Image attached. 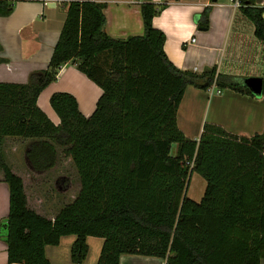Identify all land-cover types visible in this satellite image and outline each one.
I'll return each mask as SVG.
<instances>
[{
	"label": "trees",
	"instance_id": "16d2710c",
	"mask_svg": "<svg viewBox=\"0 0 264 264\" xmlns=\"http://www.w3.org/2000/svg\"><path fill=\"white\" fill-rule=\"evenodd\" d=\"M239 1L264 60L263 7ZM167 2L142 1V33L112 38L104 30L103 3L65 1L46 68L30 72L25 83L0 81L6 264H49L44 247L64 235L74 236V264L85 258L88 236L102 240L95 264H117L121 254L160 257L164 264H259L264 258V130L238 136L204 123L193 140L175 122L187 86L252 94L215 66L180 70L166 58L164 35L151 18ZM12 3L0 0V16ZM200 16L197 25L205 27L207 7ZM67 62L101 92L86 117L71 94L51 93L53 124L36 98ZM261 83L264 96V77ZM6 137L28 139L24 158L32 172L52 169L58 151L69 158L78 189L52 218L27 206L21 178L1 156ZM192 172L204 180L198 201L185 195Z\"/></svg>",
	"mask_w": 264,
	"mask_h": 264
},
{
	"label": "crops",
	"instance_id": "0c3cea01",
	"mask_svg": "<svg viewBox=\"0 0 264 264\" xmlns=\"http://www.w3.org/2000/svg\"><path fill=\"white\" fill-rule=\"evenodd\" d=\"M12 1L10 13L0 16V81L25 83L30 72L46 68L64 18L62 3L68 0ZM94 1L104 4V30L107 35L112 38H125L142 33L139 4L144 0ZM151 2L158 3L160 0ZM252 2L263 7L264 18V0ZM205 7L206 25L198 26L197 20ZM151 25L163 33L162 50L166 58L180 70L200 72L215 66L217 72L232 75L241 85L246 78L264 77L261 44L252 34V24L229 0H168L167 5L151 18ZM207 89L187 86L183 91L175 122L184 136L196 140L204 123L219 126L238 136H250L264 130V96L250 95L229 88L219 89L215 86ZM216 89H219V93H215ZM54 92L71 94L78 111L86 117L93 111L101 91L70 63L60 65L55 78L36 98L37 107L53 124H57L58 118L48 103L50 94ZM27 142L28 139L4 138L1 156L11 171L21 178L27 206L38 214L52 218L60 205L51 204V197L45 202L41 192L36 189V177L41 173L32 172L25 161L24 149ZM262 152L264 154V145ZM10 153H19L24 174L12 164ZM193 173L195 172L189 175L185 195L198 201L203 192L204 180L195 173L202 179L201 184L196 176H192ZM23 175L27 176L31 192L27 191ZM66 177L58 174L54 179L52 186L58 192L69 188ZM191 179L194 184L187 193ZM7 210L8 190L0 170V264H6L3 223ZM73 240V235H64L55 245H46L44 255L48 263L74 264L69 258ZM85 243L87 252L78 264H95L102 240L88 236ZM117 264H164V259L121 254ZM259 264H264V258L259 260Z\"/></svg>",
	"mask_w": 264,
	"mask_h": 264
},
{
	"label": "rangeland",
	"instance_id": "374dc122",
	"mask_svg": "<svg viewBox=\"0 0 264 264\" xmlns=\"http://www.w3.org/2000/svg\"><path fill=\"white\" fill-rule=\"evenodd\" d=\"M21 139V138H20ZM175 144L172 143L170 146V154L173 155L175 153ZM23 148V146H21V149ZM57 162L55 164V166L46 171L43 172L41 174H38V176L36 177L37 179V183L35 184L36 189H38V192H41V196H43L45 202L50 199L49 197H51V204H58V205H62L68 201H70L73 196L75 195L77 189H78V183H77V179H76V175L74 172V168L72 166V164L70 163V160L68 157L64 156L60 151H58V155H57ZM9 159L13 162L12 164L15 167H18L21 169V171L23 172V162L21 161V157L19 155V153L17 155L10 153ZM24 174V172H23ZM58 174H64L67 177V181L69 182V188L64 191V192H58L56 187H53V181L54 179L57 177ZM192 176H196L201 184H203L202 179L195 173L192 174ZM35 178V177H33ZM23 180L25 181L26 184V188L28 192H31L29 190V188H31V186L28 184L27 182V176L25 177L23 175ZM29 181V180H28ZM28 184V187H27ZM193 179L190 180L189 182V186H188V190L187 193H189V188L191 187V185H193ZM29 194V193H28Z\"/></svg>",
	"mask_w": 264,
	"mask_h": 264
},
{
	"label": "water",
	"instance_id": "95a60500",
	"mask_svg": "<svg viewBox=\"0 0 264 264\" xmlns=\"http://www.w3.org/2000/svg\"><path fill=\"white\" fill-rule=\"evenodd\" d=\"M211 1H215V0H211ZM50 5H52V4H50ZM261 84H262L261 78H259V77H249V78H246L243 80V85L253 95H261V87H262ZM25 161H26V159H25ZM26 163H27V161H26Z\"/></svg>",
	"mask_w": 264,
	"mask_h": 264
},
{
	"label": "built area",
	"instance_id": "2783aa9c",
	"mask_svg": "<svg viewBox=\"0 0 264 264\" xmlns=\"http://www.w3.org/2000/svg\"><path fill=\"white\" fill-rule=\"evenodd\" d=\"M229 2L231 3V5L234 8H238L240 6V1L239 0H229ZM190 41H193V39H191ZM208 90V89H207ZM210 91V90H209ZM215 93H219V89L215 90Z\"/></svg>",
	"mask_w": 264,
	"mask_h": 264
}]
</instances>
